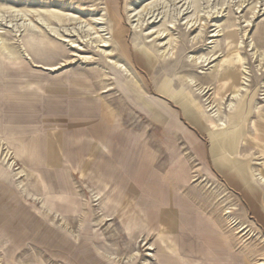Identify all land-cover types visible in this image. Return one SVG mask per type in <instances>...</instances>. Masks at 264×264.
Segmentation results:
<instances>
[{
	"label": "rangeland",
	"instance_id": "obj_1",
	"mask_svg": "<svg viewBox=\"0 0 264 264\" xmlns=\"http://www.w3.org/2000/svg\"><path fill=\"white\" fill-rule=\"evenodd\" d=\"M0 264H264V0H0Z\"/></svg>",
	"mask_w": 264,
	"mask_h": 264
}]
</instances>
